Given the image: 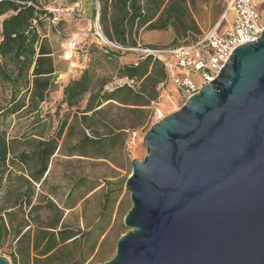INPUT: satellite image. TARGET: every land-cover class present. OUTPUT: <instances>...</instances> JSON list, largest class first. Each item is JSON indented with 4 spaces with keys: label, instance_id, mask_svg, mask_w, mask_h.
Listing matches in <instances>:
<instances>
[{
    "label": "trees",
    "instance_id": "16d2710c",
    "mask_svg": "<svg viewBox=\"0 0 264 264\" xmlns=\"http://www.w3.org/2000/svg\"><path fill=\"white\" fill-rule=\"evenodd\" d=\"M198 1L95 0L94 14L97 18L98 2L103 35L120 47L145 48L144 33L170 28L171 47H179L198 40L179 45L200 33L191 15ZM47 5L42 0H0V251L13 235L12 264H85L110 223L113 186L104 195L100 223L86 230L70 226L63 217L97 185L79 180L63 196L47 189L56 201L40 194L34 204L37 185L44 191L57 154L115 164L124 158L128 132L149 120L168 72L153 56L121 63L126 52L100 42L90 48L91 59L81 76L63 86L55 113L44 112L43 104L60 87L59 61L46 31L54 12ZM115 78L133 80L134 88L106 91ZM11 119L29 121L23 132L11 133L3 127ZM82 186H88L86 192L80 191ZM106 254L104 246L95 255L98 262H106Z\"/></svg>",
    "mask_w": 264,
    "mask_h": 264
},
{
    "label": "water",
    "instance_id": "95a60500",
    "mask_svg": "<svg viewBox=\"0 0 264 264\" xmlns=\"http://www.w3.org/2000/svg\"><path fill=\"white\" fill-rule=\"evenodd\" d=\"M144 143L129 230L103 264H264V31Z\"/></svg>",
    "mask_w": 264,
    "mask_h": 264
},
{
    "label": "rangeland",
    "instance_id": "374dc122",
    "mask_svg": "<svg viewBox=\"0 0 264 264\" xmlns=\"http://www.w3.org/2000/svg\"><path fill=\"white\" fill-rule=\"evenodd\" d=\"M42 1L47 2V8L56 14L57 24L60 22L59 28L61 31V35H59L51 23L47 25V36L59 61L57 82L62 87L51 94L49 101L43 104V110L54 114L62 99L63 86L70 80L81 76L91 59L90 48L99 46L101 39L97 35L99 30L94 14L95 0ZM256 2L261 14L264 16V0H256ZM229 4L230 0H199L195 6L191 7V15L196 21L200 33L190 36L187 40L180 41L179 45L201 39L213 31L221 23ZM231 16L232 12H230L229 17ZM227 24L226 21H223L221 28H224ZM173 40L174 32L171 28L164 32L151 31L142 35L143 46L146 48L166 49L173 45ZM73 42L77 43L75 50L71 47ZM137 57V54L128 52L121 56L120 61L121 63H132L136 61ZM175 72L179 74L181 69L175 67ZM191 78L196 84L200 83L197 76L191 75ZM187 99L182 91L177 89L169 80L161 89L159 100L153 103L149 120L142 127L134 130L136 133L134 143L130 147L126 143L125 156L119 158L117 164L103 159L55 155L47 186L44 189L46 194L48 193L47 189H53L60 196H63L79 180L86 185H97L94 191L78 200L73 210L65 211L66 223L70 226L81 227L86 230L96 227L102 218L100 215L102 214V205L107 188H111L112 185L113 190H115V203L113 208L109 209V213H111L110 223L100 239L95 253L89 257L85 264L105 263L98 262L99 260L95 256L103 250L104 246L107 248V261L111 260L116 254L118 240L129 230L124 224V219L132 207V201L130 192L125 185L133 171L132 160L139 159L143 161L147 156L144 137L150 128L157 123L155 118L157 111H161L165 116L170 115L180 110L186 104ZM11 120H8L3 126L8 128L11 133L23 132L29 121ZM57 120L58 118L53 121L52 132L57 126ZM87 189L88 186H82L80 191L86 192ZM12 249L13 242H9L2 247L0 253L11 260L10 252Z\"/></svg>",
    "mask_w": 264,
    "mask_h": 264
},
{
    "label": "built area",
    "instance_id": "2783aa9c",
    "mask_svg": "<svg viewBox=\"0 0 264 264\" xmlns=\"http://www.w3.org/2000/svg\"><path fill=\"white\" fill-rule=\"evenodd\" d=\"M230 12H232L231 17H229ZM223 21L228 24L221 28ZM51 25L61 35L57 28L55 13ZM263 31L264 16L261 14L256 0H230L228 10L222 17L221 23L213 31L201 39L179 47L127 49L109 42L100 30L97 35L100 36L101 42L126 53L137 54L138 58L153 56L161 60L168 72V81L170 80L177 89L189 98L219 77L221 70L236 48L254 42L260 38ZM71 47L75 50L77 43L73 42ZM175 67L181 69L179 74L175 72ZM191 75L197 76L200 83L196 84ZM123 85L134 88V81L115 78L106 85L105 90L111 92ZM155 116L157 122L165 117L161 111H157ZM135 135V131H129L127 139L129 147L134 143Z\"/></svg>",
    "mask_w": 264,
    "mask_h": 264
},
{
    "label": "crops",
    "instance_id": "0c3cea01",
    "mask_svg": "<svg viewBox=\"0 0 264 264\" xmlns=\"http://www.w3.org/2000/svg\"><path fill=\"white\" fill-rule=\"evenodd\" d=\"M3 18H4V17H0V41H1V24H2ZM142 42H143V41H142ZM138 59H139V58L137 57V58H136V61H134V62H132V63H136ZM65 85H66V84H65ZM60 87H62V86H60ZM62 89H63V88H62ZM62 94H63V90H62ZM50 171H51V165H50L49 171H48V173H47L46 175L50 174ZM42 182H43V180H42ZM40 187H41V184H38V185H37V194H36V197L34 198V201H33L34 204H35V203H38V202H37V197H38L40 194H43V195L47 196L48 199H53V200H54V198H52V196H50L48 193L46 194L45 191H43ZM54 201H56V200H54ZM63 202H64V201H63ZM72 210H73V209H72ZM66 211H68V210H66ZM66 218H67V216L64 215V217H63V221L66 220ZM9 242H13V244H15L16 240H15V238H14L13 235L9 237L7 243H9ZM34 255H35V254H34Z\"/></svg>",
    "mask_w": 264,
    "mask_h": 264
}]
</instances>
